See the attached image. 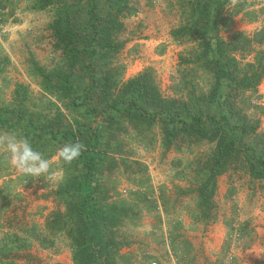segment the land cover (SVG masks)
<instances>
[{"label":"rangeland","instance_id":"obj_1","mask_svg":"<svg viewBox=\"0 0 264 264\" xmlns=\"http://www.w3.org/2000/svg\"><path fill=\"white\" fill-rule=\"evenodd\" d=\"M90 2L0 0V134L51 159L34 180L0 151V264H77L96 207L103 262L264 264V0ZM144 72L165 99H137L150 115L124 89ZM196 116L213 119L182 127ZM94 133L105 154L87 203L72 183ZM222 140L236 148L211 175ZM70 142L84 154L64 163Z\"/></svg>","mask_w":264,"mask_h":264},{"label":"trees","instance_id":"obj_2","mask_svg":"<svg viewBox=\"0 0 264 264\" xmlns=\"http://www.w3.org/2000/svg\"><path fill=\"white\" fill-rule=\"evenodd\" d=\"M40 5L42 7L47 6L46 0H40ZM91 8L90 11L94 14L97 8V4L95 0H91L90 2ZM97 25L94 22V28H96ZM201 38L206 41L205 47L211 48V43L205 38V35L202 34ZM216 53L219 56V63L222 64L223 61L221 60V56L224 55V51L222 50V47L219 43V45L216 48ZM224 64V63H223ZM221 69L217 71L216 78L217 83L220 86V82L222 77L229 76L230 73L228 71L225 72V68L222 67ZM228 72V73H227ZM91 74V73H90ZM259 77V74H256L254 77ZM259 80V79H258ZM246 85H256L255 83H252V78L245 77ZM125 91L129 94H134V96L131 98V102L129 103L134 104L137 106V99H140L141 101L145 102L147 105H151L157 108L164 107L165 99L162 96L159 89L151 82L150 75L147 72L141 73L138 76L129 79L128 82L125 84L124 87ZM137 108L141 110V112L145 115H150L149 111L146 110L144 105H138ZM128 109V107L126 108ZM125 109V110H126ZM124 110V111H125ZM208 119H213V117H202V116H196L193 119V122L191 124H187L184 121H181V125L185 129H189L190 127L194 128L195 130L200 129L204 126L206 121ZM93 138L90 139V142L87 146V151H85V155L83 156L85 164L88 168V173L81 176L80 180H76L72 183V186L74 189L80 190L82 197L85 202L89 203L92 201H96V197L92 196V172L97 170V167L102 162V159L104 157L105 151L103 149L101 136L99 133L92 134ZM219 152L216 155L217 158L215 159V165L212 167V174H219L222 172V166L225 164L224 160L222 158L228 157L231 150H234L236 148V142L235 141H229L227 144H224V141L222 140L218 144ZM84 154V151H83ZM262 164H264V161L260 160ZM210 175V176H211ZM206 189H202V195H205ZM213 193L210 192V195ZM91 205V203H90ZM95 208V203H94ZM96 212H94L93 217H90L91 211L88 212L87 216L88 219L85 223H82L84 226V234H86L87 239L83 238V240L80 242V248L76 251L75 254V261L77 264H110V261L103 262L101 260H98L97 257L94 255V250L96 246H102L107 245V242H104L102 238L100 237V222L107 219V216L104 215L102 212V207H96ZM85 210V208H84ZM82 213V212H81ZM109 219V218H108ZM104 242V243H103ZM109 260V259H108Z\"/></svg>","mask_w":264,"mask_h":264},{"label":"clouds","instance_id":"obj_3","mask_svg":"<svg viewBox=\"0 0 264 264\" xmlns=\"http://www.w3.org/2000/svg\"><path fill=\"white\" fill-rule=\"evenodd\" d=\"M83 149V144L70 142L56 150V157L64 163H72L81 156ZM0 151L4 152L8 165L21 176L34 180L51 176V159L38 151L24 135L14 131L0 134Z\"/></svg>","mask_w":264,"mask_h":264},{"label":"built area","instance_id":"obj_4","mask_svg":"<svg viewBox=\"0 0 264 264\" xmlns=\"http://www.w3.org/2000/svg\"><path fill=\"white\" fill-rule=\"evenodd\" d=\"M152 264H160L158 261H153ZM168 264H177L176 261L172 260Z\"/></svg>","mask_w":264,"mask_h":264}]
</instances>
